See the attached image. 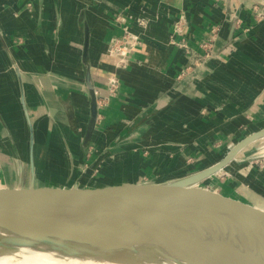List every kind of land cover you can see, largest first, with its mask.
<instances>
[{
  "label": "crops",
  "instance_id": "0c3cea01",
  "mask_svg": "<svg viewBox=\"0 0 264 264\" xmlns=\"http://www.w3.org/2000/svg\"><path fill=\"white\" fill-rule=\"evenodd\" d=\"M84 24L98 95L86 146ZM262 128L264 0H0L2 186L174 180ZM250 144L205 183L264 209Z\"/></svg>",
  "mask_w": 264,
  "mask_h": 264
},
{
  "label": "water",
  "instance_id": "95a60500",
  "mask_svg": "<svg viewBox=\"0 0 264 264\" xmlns=\"http://www.w3.org/2000/svg\"><path fill=\"white\" fill-rule=\"evenodd\" d=\"M88 47L84 24L81 60L90 101L83 146L98 116ZM262 138L264 128L237 142L212 166L164 182L87 186L62 180L37 183L32 176L25 185H4L0 231L13 235L10 242L18 246L47 244L69 251L76 243L94 245L119 264L132 260L122 256L118 245L140 252L147 262L264 264V209L204 182ZM206 218L214 230L198 232Z\"/></svg>",
  "mask_w": 264,
  "mask_h": 264
},
{
  "label": "bare ground",
  "instance_id": "6f19581e",
  "mask_svg": "<svg viewBox=\"0 0 264 264\" xmlns=\"http://www.w3.org/2000/svg\"><path fill=\"white\" fill-rule=\"evenodd\" d=\"M205 229L214 230L207 218L198 232H205ZM0 232V264H119L108 258L112 254L104 253L103 249L94 245L76 243L69 251L47 244L25 243L18 246L10 242L15 240L13 235ZM188 235L192 233L188 232ZM117 249L122 256L132 260L131 264H170L147 262L143 254L122 245H118Z\"/></svg>",
  "mask_w": 264,
  "mask_h": 264
},
{
  "label": "rangeland",
  "instance_id": "374dc122",
  "mask_svg": "<svg viewBox=\"0 0 264 264\" xmlns=\"http://www.w3.org/2000/svg\"><path fill=\"white\" fill-rule=\"evenodd\" d=\"M250 148H253L252 152H254L253 156H259V155H263L264 154V138L259 139L254 141L253 143L250 144ZM255 159L257 160H262L263 158L260 157H256ZM41 180V179H40ZM40 180H36L37 183H41L42 181ZM207 181L216 183V179H215V174L212 175L211 177H209L208 179H206ZM27 180H25L26 182ZM205 182V181H204ZM0 187H3L2 184H0ZM0 235H2V233L0 232Z\"/></svg>",
  "mask_w": 264,
  "mask_h": 264
},
{
  "label": "built area",
  "instance_id": "2783aa9c",
  "mask_svg": "<svg viewBox=\"0 0 264 264\" xmlns=\"http://www.w3.org/2000/svg\"><path fill=\"white\" fill-rule=\"evenodd\" d=\"M257 8L254 7V11H256ZM256 17L260 18L261 17V13H257L256 14ZM128 41L127 39H115L114 42H113V51L115 54H119L121 55L122 57L126 55L127 53V48H129L127 46L128 44ZM110 85L113 86V81L110 83Z\"/></svg>",
  "mask_w": 264,
  "mask_h": 264
}]
</instances>
